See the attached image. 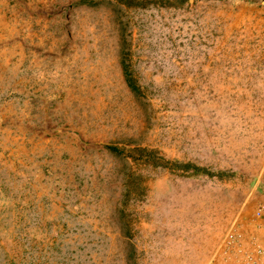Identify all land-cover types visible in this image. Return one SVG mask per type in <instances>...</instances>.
<instances>
[{"label": "rangeland", "instance_id": "obj_1", "mask_svg": "<svg viewBox=\"0 0 264 264\" xmlns=\"http://www.w3.org/2000/svg\"><path fill=\"white\" fill-rule=\"evenodd\" d=\"M256 237L264 0H0V264H243Z\"/></svg>", "mask_w": 264, "mask_h": 264}, {"label": "crops", "instance_id": "obj_2", "mask_svg": "<svg viewBox=\"0 0 264 264\" xmlns=\"http://www.w3.org/2000/svg\"><path fill=\"white\" fill-rule=\"evenodd\" d=\"M257 239L258 237L253 240V245H257L258 249L260 248V250H258L257 253L256 247L254 248V251L251 250L252 247L248 246V252H246V258L244 259L243 264H264V241L262 242ZM237 264H239V262Z\"/></svg>", "mask_w": 264, "mask_h": 264}, {"label": "trees", "instance_id": "obj_3", "mask_svg": "<svg viewBox=\"0 0 264 264\" xmlns=\"http://www.w3.org/2000/svg\"><path fill=\"white\" fill-rule=\"evenodd\" d=\"M125 77L127 80V83L129 85V87L133 90L137 89V86L135 85V83L133 82L132 76L129 74L127 68H126V64H125Z\"/></svg>", "mask_w": 264, "mask_h": 264}]
</instances>
